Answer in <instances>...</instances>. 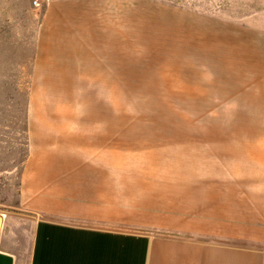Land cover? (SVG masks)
Listing matches in <instances>:
<instances>
[{
  "label": "rangeland",
  "instance_id": "374dc122",
  "mask_svg": "<svg viewBox=\"0 0 264 264\" xmlns=\"http://www.w3.org/2000/svg\"><path fill=\"white\" fill-rule=\"evenodd\" d=\"M0 211L264 249V0H0Z\"/></svg>",
  "mask_w": 264,
  "mask_h": 264
},
{
  "label": "crops",
  "instance_id": "0c3cea01",
  "mask_svg": "<svg viewBox=\"0 0 264 264\" xmlns=\"http://www.w3.org/2000/svg\"><path fill=\"white\" fill-rule=\"evenodd\" d=\"M0 217V252L14 264H264V249L213 238L208 227L192 222L146 235L43 217L19 236L20 217L8 211Z\"/></svg>",
  "mask_w": 264,
  "mask_h": 264
},
{
  "label": "water",
  "instance_id": "95a60500",
  "mask_svg": "<svg viewBox=\"0 0 264 264\" xmlns=\"http://www.w3.org/2000/svg\"><path fill=\"white\" fill-rule=\"evenodd\" d=\"M0 225H1V217H0ZM0 264H14V258L9 254L0 252Z\"/></svg>",
  "mask_w": 264,
  "mask_h": 264
}]
</instances>
